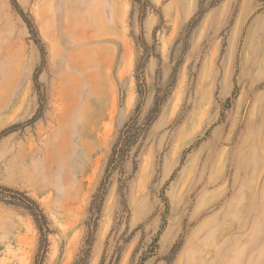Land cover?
Segmentation results:
<instances>
[{
  "label": "rangeland",
  "instance_id": "obj_1",
  "mask_svg": "<svg viewBox=\"0 0 264 264\" xmlns=\"http://www.w3.org/2000/svg\"><path fill=\"white\" fill-rule=\"evenodd\" d=\"M17 1L46 54L0 0V133L20 124L0 138V184L44 209L42 264L86 246L139 64L140 121L163 103L110 177L87 264H264V0ZM39 244L32 215L0 201V264H35Z\"/></svg>",
  "mask_w": 264,
  "mask_h": 264
},
{
  "label": "trees",
  "instance_id": "obj_2",
  "mask_svg": "<svg viewBox=\"0 0 264 264\" xmlns=\"http://www.w3.org/2000/svg\"><path fill=\"white\" fill-rule=\"evenodd\" d=\"M12 3L17 9V11L20 13V15L23 17L25 22L27 23L36 41L38 43H41L40 45H41V51H42L43 63H44L46 51L40 38H38L36 34L37 31L33 20L29 18L27 12H25V10L21 7V5L17 0H12ZM204 12L205 10L202 9L198 10V12L194 15L193 19L190 22L189 28H192L196 24V22L203 16ZM147 49L148 47L145 46V50ZM140 68L141 65L139 64V66L137 67V72H138L137 81L139 85V92L141 93L142 99L137 105L130 119L125 123V125L121 129L119 136L113 145L104 174L100 180V183L91 201V205L89 209L90 216H89V220L87 221V225L89 228V235L86 240V246L81 251V254L79 255L75 264H87L88 262L89 254L93 244L92 228H95L97 226L98 220L101 216L102 208L108 193L111 175L116 169H118L124 164V162L127 160L128 156L131 153L132 147L135 144H137L139 140L145 135L147 129L158 117V114L161 110L163 100L159 97L155 100V103L152 109L150 110L149 115L147 116L146 122L140 121L142 104L145 100V96L147 93L146 84L143 80H141L139 75L141 74L139 71ZM39 72L40 69H38L34 74V80L37 84L39 83V79H38ZM236 93H237V89H235L234 95H236ZM230 103H231V98L229 97L227 98L226 106H228ZM19 125L20 124L13 125L3 130L0 133V138L5 134H7L8 132L15 130V128H17ZM120 192H121V196L124 198L125 194L123 192L122 185L120 186ZM0 201L18 208H22L32 215L40 231V244L35 259V264H42L48 247V233L50 232V227H49L48 217L44 209L42 208L41 204L35 198L29 195L28 192L2 184H0Z\"/></svg>",
  "mask_w": 264,
  "mask_h": 264
},
{
  "label": "crops",
  "instance_id": "obj_3",
  "mask_svg": "<svg viewBox=\"0 0 264 264\" xmlns=\"http://www.w3.org/2000/svg\"><path fill=\"white\" fill-rule=\"evenodd\" d=\"M241 246H242V250H241V251H242V253H244L245 248H246V247H244V246H246V243H243ZM243 248H244V249H243ZM242 256H243V255H242ZM242 258H243V257H242Z\"/></svg>",
  "mask_w": 264,
  "mask_h": 264
},
{
  "label": "bare ground",
  "instance_id": "obj_4",
  "mask_svg": "<svg viewBox=\"0 0 264 264\" xmlns=\"http://www.w3.org/2000/svg\"><path fill=\"white\" fill-rule=\"evenodd\" d=\"M244 247H246V246H244ZM244 249V248H243Z\"/></svg>",
  "mask_w": 264,
  "mask_h": 264
}]
</instances>
